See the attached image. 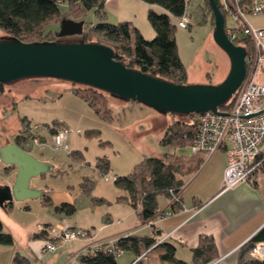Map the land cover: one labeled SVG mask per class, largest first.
<instances>
[{"label": "rangeland", "instance_id": "rangeland-1", "mask_svg": "<svg viewBox=\"0 0 264 264\" xmlns=\"http://www.w3.org/2000/svg\"><path fill=\"white\" fill-rule=\"evenodd\" d=\"M138 3L126 5L123 14L119 16L117 10L107 6L105 21L117 23L126 16L136 14V22L144 30L143 36L151 39L154 35H148L144 28L145 24L153 29L147 19L148 6ZM223 9L226 11L224 7ZM156 10L163 11L159 7ZM184 16L188 18L189 24L185 28L176 26L174 34L177 52L186 71L184 82L194 85H217L227 75L230 62L227 54L213 39L214 23L205 0H188ZM82 20L85 29L91 22L98 21V18L90 10ZM247 20L254 27H264V12L250 13ZM130 24L134 25L132 22ZM237 25L235 17L230 12H225L224 26L234 28ZM50 27L59 30V24ZM234 31L240 34L239 30ZM21 38L23 41L67 42L79 41L82 36L59 37L56 33L48 32L42 35H23ZM3 39L12 40L15 37L0 28V40ZM90 41L101 42V38L93 36ZM251 64L250 62L247 66L246 77L257 81L262 79L264 69H257ZM81 89L82 86L76 82L50 77L20 78L2 84L0 145L14 140L20 134L24 149L30 150L40 158L48 159L51 163L50 170L32 178L31 185L42 188L54 205L61 202L75 205L74 213L64 214L67 223L89 229L97 239L131 226H135L132 230L138 229L139 234H145L148 227L141 225L135 214L127 219L123 218L126 211H133V207L117 200L123 190L115 186L114 177L129 173L135 164L146 157L163 158L167 154H174L187 157L188 161L194 160L189 145L172 147L160 143L169 122L187 119L181 114L165 112L140 101L124 100L107 92L103 93L105 108L100 104L101 109L97 113L86 101L74 94ZM60 123L68 128L69 132L64 139L66 147L55 149L51 139L52 130L49 127ZM33 136H43L46 143L44 144V140L41 144L34 143ZM78 155H81V158ZM209 157L205 160L207 166L214 163V157ZM100 159H105L103 161L107 162V168H104ZM3 167L0 162V180L5 177ZM196 173H184L185 182L188 183ZM258 175H263V172L260 170ZM87 178L93 181L94 185L89 193H84L80 182ZM184 194H189V188ZM93 198H102L104 201L97 203ZM36 199L39 198H34L33 204H39L41 201L43 204L42 197L40 200ZM168 199L164 194L157 197L158 204L167 203ZM38 204H35L37 209L41 207V204ZM56 226L52 227L55 231ZM125 232L110 237H118ZM155 252H148L149 260L155 259ZM248 252L249 250L245 255L246 259L251 258ZM129 257H133V253L123 250L116 256V260L120 264H129Z\"/></svg>", "mask_w": 264, "mask_h": 264}, {"label": "trees", "instance_id": "trees-1", "mask_svg": "<svg viewBox=\"0 0 264 264\" xmlns=\"http://www.w3.org/2000/svg\"><path fill=\"white\" fill-rule=\"evenodd\" d=\"M141 1L163 9V11H157L153 7H149L147 10V19L155 32L151 39H146L140 30L127 20L117 23L105 21V0H0V28L20 40L23 39L21 38L23 35H42V33L48 32L57 34L58 31L50 26L59 24L60 20L65 17L82 20L85 14L91 10L98 21L91 22L83 30L81 40L90 41L93 36L100 37L101 43L109 45L114 50L115 59L126 66L168 81L185 83L186 71L177 52L174 34L178 20L185 15L187 3L185 0ZM250 2L251 0H240V4L243 6L249 5ZM216 3L224 16L227 11L223 9L220 0H216ZM205 4L207 10L211 12L208 0H205ZM211 19L213 21L212 12ZM238 36L241 40L238 43H242L246 51L249 52L248 40L241 35ZM42 41L48 40L25 42ZM79 85L82 86V89L75 91V95L86 101L97 113L100 112V104L105 108V103H103L105 91L89 85ZM1 88L2 85H0V92ZM183 116L187 120L175 119L167 124L160 139L162 145L172 147L190 145L196 132V122L192 113ZM49 128L53 130L54 126ZM19 135L14 139L16 143L21 142ZM78 156L81 158V155ZM192 157L194 158L192 161H188L187 157L174 154H167L163 158H143L133 166L129 173L114 177L115 186L123 190V194L119 195L117 200L127 202L135 209L139 208L140 220L143 223L149 222L155 215L157 197L164 194L170 198V191L179 193L186 184L183 178L184 173L197 172L205 163L206 157L203 154H193ZM103 160L105 159H100L104 168H107V162ZM262 168H264V164ZM93 185V181L88 178L80 182V188L84 193H89ZM92 200L97 203L104 201L102 198H93ZM43 202L46 205H52L48 195H43ZM170 206H172L171 203ZM53 209L56 212L71 215L75 212L76 207L73 203L61 202L58 205H53ZM37 236H39L38 233L34 234V237ZM114 240L115 246L122 251L129 250L134 253V259L156 243L149 251L158 248L160 260L170 264H187L184 260L176 258L173 244L164 240L159 241L160 239L158 240L152 235L139 236L127 233L115 237ZM258 241H264V224L238 248L237 264H264V259L245 258L247 251ZM12 242L11 234L3 229L0 221V243ZM192 254L194 264H205L213 260L216 253L212 238L205 236L200 239L198 246L192 249ZM16 261L24 263L18 257H16ZM78 264L120 263L112 251L99 249L92 253L82 254L78 259Z\"/></svg>", "mask_w": 264, "mask_h": 264}, {"label": "crops", "instance_id": "crops-1", "mask_svg": "<svg viewBox=\"0 0 264 264\" xmlns=\"http://www.w3.org/2000/svg\"><path fill=\"white\" fill-rule=\"evenodd\" d=\"M133 2L143 3L148 6L147 9L149 7L158 8V6L149 5L141 0H105V8L107 6L114 8L118 11L119 16L123 14L125 6ZM132 15L123 19L132 22L144 35V30L136 22V14ZM144 28L148 35H154V29H150L145 24ZM262 73V79L258 80L260 82L264 81V71ZM39 138L45 139L43 136H39ZM12 142L15 141L11 140L6 144ZM6 144H1L0 147ZM18 144L22 147L23 142ZM26 151L37 160L48 163L51 168L48 159L40 158L30 150ZM212 157H214V163L208 166L207 163H204L201 169L179 191L181 204L170 216L161 219L153 217V221L143 223L138 215L139 208H133V211H126L123 218L127 219L135 214L140 224L145 228L148 227V232L139 234V230H132L131 228L135 226H131L115 234L126 231L125 234L152 235L158 240L169 242L175 247L176 258L184 260L187 264H194L192 249L198 246L200 239L207 236L212 238L215 245L214 259L217 260L215 264H237L238 248L264 224V168L261 169L263 175L257 174L255 181L240 182L232 189L220 192L226 154L219 150L210 155L209 159ZM0 162L5 170V177L0 180V187L11 185L15 179L16 167L4 163L1 158ZM46 172L48 171L41 174ZM30 188L40 189L37 186H32L31 180ZM187 188H189L188 195L184 194ZM40 190L42 194L37 197L13 201L11 204L0 206V221L3 229L13 238L12 243H0V264H22L16 261V257L22 259L23 264H75L78 262V260H71V254L79 250L84 242L72 240L57 243L52 232L53 225L76 226L67 223L63 213L54 211L53 203L46 205L39 201L41 207L37 209L35 204L38 203L33 204L34 198L40 200L45 195L44 190L42 188ZM169 205V199L167 203L163 204H158L157 201L156 210H166L170 207ZM36 233L39 236L34 237ZM111 235L95 239L105 240L116 237H110ZM46 240L57 243L56 251L43 250ZM154 251L156 252L153 261L146 256L145 259L135 264H170L160 260L158 248ZM133 257L128 258L129 264L134 259Z\"/></svg>", "mask_w": 264, "mask_h": 264}, {"label": "water", "instance_id": "water-1", "mask_svg": "<svg viewBox=\"0 0 264 264\" xmlns=\"http://www.w3.org/2000/svg\"><path fill=\"white\" fill-rule=\"evenodd\" d=\"M208 2L213 15V39L230 62L227 75L217 85L175 83L130 68L115 59L114 50L101 42L20 39L0 40V85L20 78H61L169 113H218L217 109L234 94L246 76L247 51L228 37L216 0ZM83 30V20L65 17L59 22L57 35H81ZM0 158L16 167L13 183L0 187V206L42 194L40 189L30 188V180L49 171L48 163L37 160L16 142L0 147Z\"/></svg>", "mask_w": 264, "mask_h": 264}, {"label": "built area", "instance_id": "built-area-1", "mask_svg": "<svg viewBox=\"0 0 264 264\" xmlns=\"http://www.w3.org/2000/svg\"><path fill=\"white\" fill-rule=\"evenodd\" d=\"M185 2L188 5V0ZM220 3L238 22L234 28H225L228 37L233 43L239 45L242 43H238L241 41L238 35L248 40L250 53H246V67L251 62L252 67L264 68V27H254L247 20V15L250 13L264 12V0H251L247 6L241 5L240 0H220ZM188 24V18L185 16L178 20V26L181 28H185ZM234 30H239L240 34ZM224 105L223 108L217 109L218 113L212 111L192 113L196 122V132L189 145L192 154H203L209 157L219 150L226 154L220 192L232 189L240 182L255 181L264 164V81L248 79L245 76L241 85ZM68 132V128L63 124L54 127L51 132L53 148L66 147L64 139ZM32 141L36 144L43 143L42 139L36 136L32 137ZM169 200L172 206L169 205L170 207L166 210L157 209L154 219L168 217L179 207V193L170 191ZM56 228L57 230L52 232L57 243L76 239L84 241V245L71 254L72 261H77L82 254L99 249L112 251L116 256L122 253V250L114 244L115 238L96 240L89 229L62 224L57 225ZM57 243L46 240L43 250L54 252L57 249ZM155 244L138 255L130 264L145 259L147 252ZM248 253L251 258L264 259V241L256 242ZM216 262L217 260L213 259L205 264Z\"/></svg>", "mask_w": 264, "mask_h": 264}]
</instances>
